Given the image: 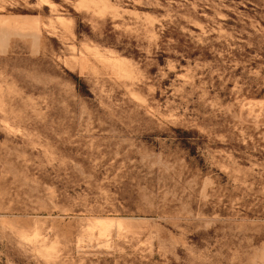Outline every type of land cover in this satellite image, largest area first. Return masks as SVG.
<instances>
[{"label":"rangeland","instance_id":"1","mask_svg":"<svg viewBox=\"0 0 264 264\" xmlns=\"http://www.w3.org/2000/svg\"><path fill=\"white\" fill-rule=\"evenodd\" d=\"M0 264H264V0H0Z\"/></svg>","mask_w":264,"mask_h":264},{"label":"bare ground","instance_id":"2","mask_svg":"<svg viewBox=\"0 0 264 264\" xmlns=\"http://www.w3.org/2000/svg\"><path fill=\"white\" fill-rule=\"evenodd\" d=\"M101 224V223H100ZM102 226V225H101ZM100 227V226H99ZM103 227H106L105 225H103ZM102 229V228H101Z\"/></svg>","mask_w":264,"mask_h":264}]
</instances>
